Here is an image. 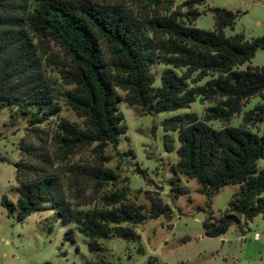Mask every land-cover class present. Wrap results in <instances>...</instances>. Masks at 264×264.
<instances>
[{
	"label": "trees",
	"instance_id": "obj_1",
	"mask_svg": "<svg viewBox=\"0 0 264 264\" xmlns=\"http://www.w3.org/2000/svg\"><path fill=\"white\" fill-rule=\"evenodd\" d=\"M121 1L0 0V113L9 109L28 120L16 164L19 198L14 203L5 197L2 205L19 223L56 211L66 227H75L68 228L70 240L76 230L89 239L98 258L87 264H111L100 240H136L139 225L173 214L169 204L153 197L147 214L148 206L129 199L121 187L128 179L121 181L119 168L109 166L110 148L117 152L128 134L122 103L144 116L209 103L203 119L190 112L163 124L165 132L177 133L180 144L171 197L187 192L178 185L180 175L197 181L208 208L224 188L241 187L221 219L208 214L203 226L209 238L226 235L243 220L249 225L264 218V132L229 125L256 97L262 103L244 122L264 125V67L251 66L264 51V37H228L225 31L234 29L238 14L225 9L212 10L214 32L198 29L195 24L204 14L196 8L208 0H185L186 12L175 9L177 0H136L151 13L146 17ZM156 66L163 69L160 85ZM64 107L78 121L63 117ZM214 122L227 126L216 129ZM165 143L169 152L176 150L171 136ZM89 149L95 164L74 162ZM75 172L93 179L103 194L93 207L69 194L68 173ZM109 186L116 189L108 191Z\"/></svg>",
	"mask_w": 264,
	"mask_h": 264
},
{
	"label": "rangeland",
	"instance_id": "obj_2",
	"mask_svg": "<svg viewBox=\"0 0 264 264\" xmlns=\"http://www.w3.org/2000/svg\"><path fill=\"white\" fill-rule=\"evenodd\" d=\"M184 1L177 0L175 9L186 12L187 8H183ZM122 2L140 17L151 15L136 0ZM196 9L204 14L195 24L198 29L214 32L216 21L212 10L225 9L238 14L234 29L225 31L228 37L243 34L249 41L264 37V0H208ZM54 50L59 54L60 60L69 65V59L63 50L58 46H55ZM251 66L264 67V51L258 52ZM154 71L158 75L157 84L160 85L163 69L156 66ZM53 75L54 79L60 82L59 75ZM261 103L260 97L253 98L229 125H244L262 134L264 125L254 121L244 122L246 114ZM209 106V103L201 104L198 101L189 110L144 116L139 114L136 108L126 103L120 104L128 134L122 138L117 152L110 148L109 166L113 169L119 168L121 181L128 179L121 187L128 190L129 199L138 205L148 206L147 214L151 208L149 197L162 199L172 207L173 214L148 219L139 225L136 240L118 237L100 240L101 246L106 250L104 256L109 263L264 264L262 216L249 225H245L243 220L242 226L234 225L222 237L209 238L205 235L203 225L208 214L212 213L215 219H221L234 196L240 191V186L224 188L213 198L212 207L208 208L206 196L198 192L197 181L180 175L178 185L187 192L179 199L171 197L172 182L177 177L172 172V166L179 161L177 149L180 144L177 133L165 132L163 124L170 117L190 112L197 113L203 119ZM61 115L71 121H78L67 107H64ZM212 125L216 129L227 126L220 122H214ZM27 127L28 120L25 117L18 116L9 109L0 113V264H87L88 261H96L98 257L90 251L89 239L76 230L75 239L70 240L67 236L68 228L75 227H66L56 211L48 209L35 213L25 222L19 223L15 217L9 216L2 205L5 197L14 203H17L19 198L16 164L21 160ZM167 136L174 140L176 150L173 152L167 150ZM47 148L51 151L54 149L50 139ZM74 162L82 165L95 164L97 159L93 149H89L82 151ZM260 166H264V161L260 162ZM68 177V182L72 183L69 194H73L74 201L86 208L99 202L103 194L93 179L76 172L68 173ZM115 189L112 186L107 188L108 191Z\"/></svg>",
	"mask_w": 264,
	"mask_h": 264
}]
</instances>
